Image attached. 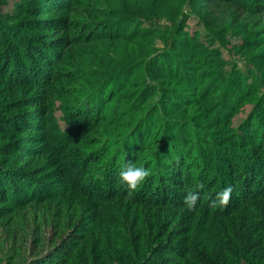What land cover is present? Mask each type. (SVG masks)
Wrapping results in <instances>:
<instances>
[{"label":"rangeland","instance_id":"obj_1","mask_svg":"<svg viewBox=\"0 0 264 264\" xmlns=\"http://www.w3.org/2000/svg\"><path fill=\"white\" fill-rule=\"evenodd\" d=\"M229 168L264 179V0H0V264H226Z\"/></svg>","mask_w":264,"mask_h":264},{"label":"trees","instance_id":"obj_2","mask_svg":"<svg viewBox=\"0 0 264 264\" xmlns=\"http://www.w3.org/2000/svg\"><path fill=\"white\" fill-rule=\"evenodd\" d=\"M170 159L171 158L166 162L167 165L169 167L176 165V163ZM245 172L246 171L241 169L235 170L229 168L224 174L225 176L222 174L224 176V181L229 179L226 185H230L235 192L237 191L236 193L239 194L241 198L244 197L243 199L236 201L237 203L232 210L233 213L242 208L248 211L247 215L238 217L236 222H234L238 230L235 229V226L231 222L233 227L230 226V229L233 233L230 234L232 237V239H230L232 240V243H234V246L229 245V247L226 248L227 250L224 251L226 255H224L223 259L226 264H264V186L261 182V189L258 188L261 186L257 185L259 181L264 182V179L262 177L263 175L260 179H255L254 176ZM163 173L166 174V172ZM160 174L158 177L161 178ZM170 174L171 173H169L168 176H170ZM230 180L232 181V184H229ZM224 181L222 180L221 182ZM234 181L237 184L234 183ZM171 182H173V179H171ZM226 185H224L225 188L228 187ZM215 215L217 217L219 216V214ZM224 215L226 216H223L222 214V216L219 217H228L230 214L226 213ZM226 221L230 222L231 220L228 219ZM192 252L194 255V250L191 249L190 253Z\"/></svg>","mask_w":264,"mask_h":264},{"label":"clouds","instance_id":"obj_3","mask_svg":"<svg viewBox=\"0 0 264 264\" xmlns=\"http://www.w3.org/2000/svg\"><path fill=\"white\" fill-rule=\"evenodd\" d=\"M151 169L144 166H136L133 162L128 161L119 173L120 180L127 185L129 195L137 190V188L151 175ZM199 189H203L204 185L198 184ZM232 188L226 187L215 196L211 201V206L225 208L230 203ZM200 199L199 192H188L185 196L184 203L189 210H194Z\"/></svg>","mask_w":264,"mask_h":264}]
</instances>
